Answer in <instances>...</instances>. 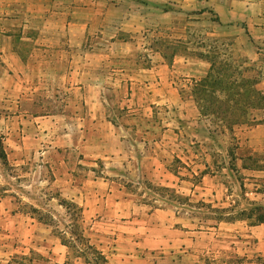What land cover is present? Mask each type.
Masks as SVG:
<instances>
[{"label": "crops", "instance_id": "1", "mask_svg": "<svg viewBox=\"0 0 264 264\" xmlns=\"http://www.w3.org/2000/svg\"><path fill=\"white\" fill-rule=\"evenodd\" d=\"M199 12L260 65L264 0H0V264H264V124L213 131L207 60L151 46Z\"/></svg>", "mask_w": 264, "mask_h": 264}, {"label": "rangeland", "instance_id": "2", "mask_svg": "<svg viewBox=\"0 0 264 264\" xmlns=\"http://www.w3.org/2000/svg\"><path fill=\"white\" fill-rule=\"evenodd\" d=\"M165 22L164 33L160 37L152 38L151 46H164L167 57H171L173 53L187 54L189 57L205 59L209 63L203 74H207L209 78V88L206 89L210 91L204 97L205 103L210 106L209 111L214 109L215 112H220L210 111V119L215 126L213 131L223 127L228 131L229 138L234 140L237 125L264 124V51L260 55V65L237 51L236 35L222 36L223 25L215 13L206 15L199 12L192 17L176 13L168 15ZM200 88L203 89L201 85ZM238 88L244 90L241 98L238 91L234 90ZM214 90L216 95L228 97L229 108L212 103L214 100L211 95ZM201 93L203 94L202 91ZM221 111H226L227 114L223 115ZM71 213L76 216L74 210ZM54 225L55 228L58 226L56 223ZM60 228L64 226L60 225ZM70 230L76 236V242L71 241L74 249L85 246L87 242L81 225L75 224Z\"/></svg>", "mask_w": 264, "mask_h": 264}, {"label": "trees", "instance_id": "3", "mask_svg": "<svg viewBox=\"0 0 264 264\" xmlns=\"http://www.w3.org/2000/svg\"><path fill=\"white\" fill-rule=\"evenodd\" d=\"M238 79H240V77H238ZM236 84L237 83H235V85ZM199 85H201V87H203V89H201V88L199 89ZM199 85L197 86L198 88L196 89V92L199 93L200 90L203 92L202 96L200 95L201 96L200 97V99H201V102L200 103L203 106L204 114L207 115L208 117H211L212 118L211 112H210L212 110H210V111L208 110V107H210V106L205 103V98H204L205 95L210 92L209 90L206 89V88H209V78H208V76L205 79H203L202 82ZM234 90H237L238 91L237 92L238 93V96L241 98V95H243V93H244L243 91L244 90H240V88L234 89ZM211 97L214 100L212 102L213 104L219 103L220 106H225L226 108H229L228 107V105H229V99H228V97L222 98L220 95H218V94L216 95V91L215 90H214V93L211 95ZM241 107H242V105H241ZM212 112L213 113H220V112H215L214 109H213ZM221 112H222L223 115L224 114H227L226 111H221ZM0 158H2L3 160L6 158V155H5V152H4V149H3V144H2L1 141H0ZM255 213H257V215H256L257 216V220L260 221V222H264V207H256V208H254L251 211V213H249V215H251L250 217H252V215H255Z\"/></svg>", "mask_w": 264, "mask_h": 264}]
</instances>
